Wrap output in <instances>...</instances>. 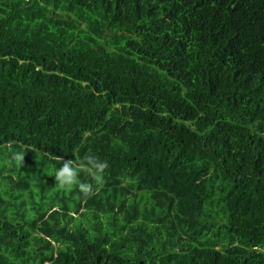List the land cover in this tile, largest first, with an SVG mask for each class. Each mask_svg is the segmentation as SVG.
<instances>
[{
	"label": "trees",
	"instance_id": "obj_1",
	"mask_svg": "<svg viewBox=\"0 0 264 264\" xmlns=\"http://www.w3.org/2000/svg\"><path fill=\"white\" fill-rule=\"evenodd\" d=\"M0 264H264V0H0Z\"/></svg>",
	"mask_w": 264,
	"mask_h": 264
},
{
	"label": "clouds",
	"instance_id": "obj_2",
	"mask_svg": "<svg viewBox=\"0 0 264 264\" xmlns=\"http://www.w3.org/2000/svg\"><path fill=\"white\" fill-rule=\"evenodd\" d=\"M26 151H11L10 158L5 161L8 166L15 164L21 168L24 164V156ZM51 159L58 160L60 166L54 171V179L57 187L64 191L78 190L80 196L84 199L94 195L105 182L104 173L109 167L106 160H102L99 156L89 150L88 153L80 158L65 159L63 156L46 153ZM85 173L88 177L86 180L80 178V174Z\"/></svg>",
	"mask_w": 264,
	"mask_h": 264
},
{
	"label": "rangeland",
	"instance_id": "obj_3",
	"mask_svg": "<svg viewBox=\"0 0 264 264\" xmlns=\"http://www.w3.org/2000/svg\"><path fill=\"white\" fill-rule=\"evenodd\" d=\"M33 174H36V173H33Z\"/></svg>",
	"mask_w": 264,
	"mask_h": 264
}]
</instances>
